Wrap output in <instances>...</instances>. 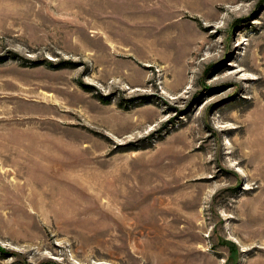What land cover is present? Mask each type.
Returning <instances> with one entry per match:
<instances>
[{
  "label": "rangeland",
  "instance_id": "obj_1",
  "mask_svg": "<svg viewBox=\"0 0 264 264\" xmlns=\"http://www.w3.org/2000/svg\"><path fill=\"white\" fill-rule=\"evenodd\" d=\"M0 264H264V0H0Z\"/></svg>",
  "mask_w": 264,
  "mask_h": 264
}]
</instances>
